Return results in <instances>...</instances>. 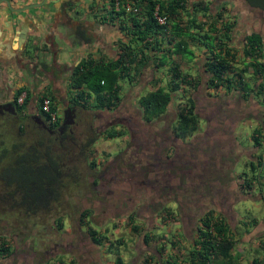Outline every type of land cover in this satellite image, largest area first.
<instances>
[{
  "label": "trees",
  "instance_id": "obj_1",
  "mask_svg": "<svg viewBox=\"0 0 264 264\" xmlns=\"http://www.w3.org/2000/svg\"><path fill=\"white\" fill-rule=\"evenodd\" d=\"M133 1L137 3V6L139 5L140 12L139 15L128 16V22H118V28L123 32L122 38H124V43L119 41V45L116 44L119 53L114 58L85 57L71 70L67 78L69 95H72L69 98L70 104L81 109L114 111L120 106L122 99L123 87L120 82L131 86L133 82L138 81L140 69L148 63H152L155 68L168 64L164 74V85L158 86L157 83L161 80L156 79L153 89L137 97L136 103L142 123L160 124L164 121L167 108L173 101V95L178 96L179 101L175 119L169 125L171 141L175 145L173 148L167 147L159 154L161 160L157 169H154L157 171L153 172L157 175L152 174L151 183H158L160 190L169 198L171 197L172 202L178 204L181 208L179 211L182 210L185 214L190 212L189 217L194 221L187 227L190 230L189 236H182L190 241L188 250L184 254L178 252L175 255H169L165 264H236L230 254L234 239L223 210H220V207H212L208 199L204 201L207 207L200 214H195L191 207L193 203L199 201L198 196L203 197L202 200H204L208 194L219 188L227 192L234 164L240 154L234 143V137L230 133L231 126L241 116L237 112L236 99L249 103L253 89L247 83L248 78H245L248 68L252 70L253 77L256 75L264 77V62L261 61L264 58V51L261 36L253 32L244 36L241 50L242 67L237 68L234 66L236 51L230 46L234 22L224 20L219 11L214 12L212 16L209 14V6L198 3L188 8L186 0ZM242 1L248 8L264 12V0ZM155 5H158L159 11L167 17L165 26L157 25L152 16ZM107 6L105 15L110 21L123 13L121 11L114 14L113 0H110ZM197 13L202 14L204 21L197 19L195 16ZM186 39L191 45L203 49L200 54L202 55L201 68L205 74L203 79L205 89L216 90L221 87L227 96L223 99L217 95H209L215 101V103L211 102V105L215 107L212 110L216 114L210 118L203 117L206 122L204 138H195L189 142H186L187 138L198 130L201 119L196 114L195 97L191 95L199 87L200 77L198 76V79L197 76L193 77L189 73L182 72L175 62L169 63L174 56L192 63L195 56L193 50L188 48ZM245 58H248V62L243 61ZM260 88H262L261 85ZM22 90V88L18 89L15 97ZM46 94L53 99L45 92L38 99L39 105L41 97ZM50 110L55 111L53 103ZM220 113L223 115L220 116ZM43 115L45 119L48 118L47 115ZM258 115H260V127L254 129L251 135L254 148L260 146V138L264 132V105ZM58 122L59 118H56L53 126H56ZM124 135L123 129L114 127L106 131L104 138L111 140ZM95 141V137L87 141L83 149ZM171 150L174 152H170ZM143 158L144 161L140 157L139 163L135 165L139 164L144 171L141 178L149 179L148 176L152 170L147 165L152 167L153 163L148 161L147 157ZM245 166L246 171L238 174L242 184L241 195H250V190L254 188L264 193V157L257 155L252 160L250 156ZM7 171L3 170L2 175L4 176ZM12 174L18 176L21 170L13 169ZM35 176V171H31L30 179L33 180ZM192 196L195 198L190 200L191 207L186 206L185 200ZM262 200L264 202V196ZM154 204L147 206L151 215H160L162 212L164 216H170L171 211L165 207V204L159 201ZM134 215L129 213L127 222L132 233H138L140 226L134 224ZM88 233L91 242L97 246H101L104 240L108 242L109 247L113 245L105 236L99 235L91 227L88 228ZM152 237L153 235L149 236V233L144 232L143 244L147 245ZM167 242L174 246V242ZM115 244L120 245L121 239L116 240ZM8 248L4 241L0 242L1 263L8 259ZM262 250H264V241ZM116 264H121L119 258H116ZM252 264H264V262L253 259Z\"/></svg>",
  "mask_w": 264,
  "mask_h": 264
},
{
  "label": "flooded vegetation",
  "instance_id": "obj_2",
  "mask_svg": "<svg viewBox=\"0 0 264 264\" xmlns=\"http://www.w3.org/2000/svg\"><path fill=\"white\" fill-rule=\"evenodd\" d=\"M39 2L0 0V19L15 29L11 40L0 38V242H7V257L19 264L73 258L88 241L92 243L89 219L95 207L105 201L103 190L113 178L106 180L105 170H113L117 158L113 156L109 163L113 165L106 169L104 164L99 168L88 158L95 143L84 149L83 145L94 137L95 142L104 138L106 131L114 127H125L131 136L128 126L112 111L81 109L69 100L56 111V126L55 121L46 122L38 99L45 92L54 98L53 86L66 69L58 59L59 51L54 52L51 27L68 31L74 23L70 36L74 34L87 44L91 39L87 29L98 22L107 24L103 18L109 1L46 0L38 8L11 11ZM80 12L88 15L93 25L88 23L86 29L79 20ZM27 14L38 24L50 19L46 33L38 29L39 25L25 28ZM82 60L79 58L72 69ZM23 87L29 88V96L17 102L15 93ZM67 108H73V118L71 124L64 125ZM86 113H92L88 123L84 122ZM5 169L8 171L3 176ZM13 169L21 170V174L13 176ZM31 171H35L36 179H30ZM108 193L117 197L110 206L120 205V193Z\"/></svg>",
  "mask_w": 264,
  "mask_h": 264
},
{
  "label": "rangeland",
  "instance_id": "obj_3",
  "mask_svg": "<svg viewBox=\"0 0 264 264\" xmlns=\"http://www.w3.org/2000/svg\"><path fill=\"white\" fill-rule=\"evenodd\" d=\"M232 4L233 10H231V12H234L238 17L240 16L242 18L248 19V22L251 26L250 28H252L255 32L260 33L264 37V14L263 16H260V11L248 8L242 0H232ZM105 7L108 6L106 5ZM59 33H63L65 36H70L69 31L66 32L65 28H61ZM71 48L72 45L69 44L67 48L64 47L59 49L58 59L60 63H66L69 61V58L72 56L70 52ZM105 57L110 58V55L106 54ZM152 72L153 71H148L147 69V71L139 78V84L133 86L131 89H127V85L124 84L125 89L123 88L122 91V99L119 104L120 106L111 112L114 117H116L119 121L124 122L128 126L131 136L128 135V131H126L124 127L121 128L125 132V135L122 137L111 140L105 139L103 137L99 138V140L95 142L92 147V154L88 157L99 168L102 167V164L105 165V169L110 165L116 164L114 169L110 172L109 170H105V179L108 180L109 177L113 178L108 182V186H106L103 190V192H105V196L101 191V196L105 197V201H103V203H99L102 207L99 205L96 207L94 206L95 211L93 216L89 219V227L95 229L99 235H106L112 242L116 241V239H121L123 244L117 248L118 255L116 256L115 253H107V248L109 246L108 242L105 240L101 246H97L88 241L80 251L74 253L75 255L72 260L75 263L73 264H114L117 257H119L122 264H133L134 262L139 261L141 258L144 260L151 254L155 255L156 253L154 249L157 246L155 244L156 240L154 239L147 245H144L142 242V235H138L136 237V235L133 234L129 229L127 216L129 213L135 214L133 216L134 224L139 225L145 231H150L154 234L157 232V229L155 228L162 229L161 225L163 224V221L160 218L161 214L151 215L148 212L149 209L147 206H149L151 203L155 205L154 203H157V201L165 204V207L173 212V221L166 218L168 219L167 224L175 226L176 229H179L178 234L181 233L183 235L189 236L190 230L187 227L191 225V222L194 221L189 217L190 212L187 214L183 213L182 210L180 212L179 209L181 208L177 203L172 202L171 197L169 198L163 191L160 190L159 184L151 183V181H153L152 174L157 175L153 172L157 171L154 169H157L159 166L158 163L161 160L159 154L163 152L164 149L166 150L167 147L173 148L175 145L174 142L171 141L169 125L175 119V111L179 104L178 96L173 95V101H171V104L167 108L165 118H163L164 121H162L160 124H157L156 122L153 124H144L141 122L140 111L136 104L137 97L154 87L155 84H153L152 81L154 78ZM67 76L68 73H64L63 75L61 73L58 75V78H64L63 80L67 81ZM157 77L161 80L162 84L164 79H162L160 75H157ZM58 78L56 84L53 86V90L55 91V95L57 94V97L60 98L59 102H62L60 94L61 88L59 87L63 86L64 81L62 79L58 81ZM191 95L195 97L197 102L196 114L201 119L199 121L198 130L191 137L187 138L186 142H189L195 138L203 139L206 130V122L203 117L210 118L216 114L214 110H212L215 107L211 105V102H213L214 99L209 97V94H207L205 88H201L199 86L191 93ZM212 96H214V94ZM218 96L219 98L223 99L227 97L225 94ZM175 98L177 100H175ZM213 103H215V101ZM236 104L238 106L237 112L241 116L238 117V120L233 118L237 121L233 126H231L230 133H232V136L234 137V143L237 146L240 154L236 163L234 164V168L232 170L233 172L231 173L230 182L228 184L229 186L226 189L227 192L221 188L215 189L211 194H208L204 200H202L203 197L198 196L199 201H197V203H193L192 207L190 200L194 199V196L185 200V203L186 206H190L193 209L195 214H200V212H203L207 207V205L204 204V201L208 199L209 202L212 203V207H220V210H223V213H225L227 216V220L231 227L237 223L236 221L239 219L238 212L240 209H245L246 207L247 209L249 208L248 210H251L253 213L255 210V217H258V212L261 213V217H258L259 226L256 227L251 232V234L245 236L249 239V246L253 247L255 250L256 240H254V237L258 232L264 229V212L262 213V207L260 206V203H263V200L261 198V193L254 189L250 190V195H241L240 187L242 184L241 180L238 179V174L243 171L241 164L244 160H248L250 158L251 153V147L246 146L247 139L244 138L246 131L248 132L249 129L248 126H244V124H246V121L249 119L259 121L260 115H258V112L261 110L259 109L260 107L258 106V103L252 101L249 103H244L240 99H236ZM62 106L63 103L60 107H57L58 110H60ZM91 114L92 113H86L84 115L85 123L90 121ZM219 115L222 116L223 113H220ZM231 120L232 117L230 118V122ZM238 126L240 127L238 128ZM238 131L241 133V136L244 135L241 137L239 142L236 139L238 136ZM194 149H196V147H194ZM170 152L173 153L174 151L171 150ZM129 155H131L130 158ZM113 156H115L117 160H115L113 164H109ZM140 157H142L143 161V157H147L148 161L153 163L152 167L147 165V167L151 168L152 170V172L149 173V179L141 178V174H143L144 171L141 170L139 164L135 165L139 163ZM130 164L134 166L131 167L129 166ZM158 171H160V169ZM160 180L161 179H159V181ZM108 192L120 193V205H116L115 207L110 206L114 201H116L115 199H117V197H115L114 194L112 195ZM186 195L189 196L188 193H186ZM258 201L260 203H258ZM105 204H107L108 207H105ZM256 204L257 206L255 207L254 205ZM252 205L254 206V209L252 208ZM102 209L110 211V213H102ZM171 229L175 234L176 230L174 227ZM105 232H107V234H105ZM250 251V253H252L253 250ZM245 257L246 255L244 258ZM60 260L63 264H69L65 256L64 258L52 260L48 264H57L60 262ZM1 261L2 260H0V264H19L15 261L12 262L13 260H11V258H6L2 263ZM147 263L150 264L151 261H148ZM142 264H145V262Z\"/></svg>",
  "mask_w": 264,
  "mask_h": 264
},
{
  "label": "crops",
  "instance_id": "obj_4",
  "mask_svg": "<svg viewBox=\"0 0 264 264\" xmlns=\"http://www.w3.org/2000/svg\"><path fill=\"white\" fill-rule=\"evenodd\" d=\"M187 3V7L191 8V6H194L198 3H202L205 6H209L210 8V15H214V12L219 11L221 13V16L224 20H228L230 22H234L233 23V29H232V34H231V42H230V46L233 47V49L236 51V63L234 64V66H236L237 68L242 67L241 65V61H242V45H243V38L245 35H248L250 33H257L261 36V40H262V47H263V51H264V37L258 33L255 32L252 28H250V23L248 22L249 20L246 18H242V17H238L234 12L232 13L231 10H233L232 6V0H186ZM79 11L81 8H78ZM105 9H108V7H105ZM83 12V11H81ZM80 12V21H83L85 23L86 29L88 28V23L93 25V20H91L89 17H87L88 15L86 14H81ZM105 12V11H104ZM29 14V13H28ZM27 14V15H28ZM260 16H263L264 12H259ZM4 15V14H3ZM26 15V16H27ZM207 15V14H206ZM25 16V15H24ZM197 17V19L199 21H204V18L202 17V14L197 13L195 15ZM105 19V23H96V25L94 24L93 27L90 29H87V35L90 36V40L87 44L84 43V41L82 40H77L76 36L73 34V36H65V34L63 33H59L60 29L62 28H57L55 30V28L51 27V34H53L54 37V52L58 53L59 49L61 48V45H66L68 46L69 44L72 45V48L70 50L71 52V57L69 58V61H67L65 63V70L62 71L61 73H66L71 71L74 63L81 57L85 58V57H92L94 59H98V58H105L106 54L110 55V58L115 57L117 53H119L118 47H116L118 44V42H123L124 43V38H122V31H120V29L118 28V22L117 19L115 20H109V18L105 15V17L103 18ZM25 22H24V27L28 28V27H37V25H39L40 27L38 28L39 30H41L43 33H46V31L48 30V25L50 22V19L47 20H42L40 22V24L37 23L36 20H34L32 18L31 15H28V17L24 18ZM78 20V19H77ZM107 20V21H106ZM93 21V22H92ZM4 25V29L3 28ZM74 23L72 26H69L68 31L69 34H71V31L73 33L74 31ZM15 29L10 26V25H5L3 24V19H0V38L2 37H7L9 40L12 39V36L14 34ZM38 30V31H39ZM67 32V30H66ZM86 37V35H85ZM86 41V40H85ZM187 44H188V48H191L194 52V60L192 61V63H188L186 62L184 59H179V57H172V61H169V63L171 62H175L179 65L180 70L184 73H189L191 74L193 77H200V82L198 84V86H200L201 88H205L204 85V72L201 68V63H202V55L200 54L203 49H201L199 46H194L193 44L191 45V43L189 42L188 39H186ZM114 43V44H113ZM117 45H116V44ZM116 45V46H115ZM167 61V60H166ZM244 62H248V58H245L243 60ZM262 62H264V58L261 60ZM59 62V61H58ZM168 62V61H167ZM164 68V70H163ZM168 68V64L162 68H155L153 66L152 63H148L147 65L143 66L140 69V75L139 78L141 77V75H143L147 69L148 71H153V83L154 81H156V79H159L157 77V75H160V77L162 79H164V74L166 73V70ZM67 70V71H66ZM246 76L245 78H248L247 83L252 87L253 92L251 93V97H250V101L252 102H256L258 103V106L260 107L259 109L262 110V106L264 105V77L262 76H258L256 75L255 77H253V73L252 70L250 68H248L246 70ZM156 75V76H155ZM198 77V79H199ZM253 77V78H252ZM139 78L137 80H139ZM60 79H64V78H59L58 81ZM247 80V79H246ZM63 86L59 87L61 88L60 90V94H61V101L60 98L57 97V94L55 95V91L53 92L54 94V98H53V105L55 108V111L58 112V108L60 107L63 103L67 104L69 98L72 96H70V92L67 88V84H68V80H63ZM140 81H135V83L133 82V84L131 86H127V89H131L133 88V86L138 85ZM122 87L125 89L124 84L126 83H122L120 82ZM165 83V79L163 81V83H157L158 86H163ZM260 85L262 86V88H260ZM30 88V85H27ZM29 88L27 87H23L22 89L26 92V96H29ZM126 89V90H127ZM153 89V88H151ZM150 89V90H151ZM45 91V90H44ZM149 91V90H148ZM205 91L207 92V94L209 95H222L225 94L224 93V89L223 88H218L216 90L213 89H205ZM41 93V92H40ZM258 93V95L256 94ZM41 95V94H40ZM139 97V96H138ZM177 100V99H176ZM171 104V103H170ZM245 123V122H244ZM260 123L261 121H256L254 119H249L246 121V124H244V126H248L249 129V133L246 131V134L244 136V138L247 139V143L246 146L251 147V159L253 160V157H256L257 155H261V157H264V132H262V138H260V146L257 148L253 147L252 141H251V135L253 133V130L256 128L260 127ZM240 126H238L239 128ZM237 128V129H238ZM236 132V131H235ZM241 133L238 131V136L236 137L237 141L239 142V140L241 139ZM247 136V137H246ZM241 143V142H240ZM248 160H244L243 163L241 164V168H243V171H246V164H247ZM254 190L257 191V188ZM264 193H261V198L263 199ZM250 202V201H249ZM255 202V201H253ZM258 203H260L258 201ZM255 207L257 206L254 205ZM254 206L252 205V208L254 209ZM260 206L262 207V213L264 212V202L260 203ZM249 209V208H248ZM246 207L245 209H240L238 212V216L239 219H237V223L231 227L230 226V230L234 239V246L232 251L230 252L231 257L233 259V262L236 264H252V260L253 259H257L259 262H264V250H262V242L264 241V229L261 230L260 232H258L256 234V236L254 237V240H256V248L255 250L253 249V247L249 246V239L245 236L251 234V232L259 226V219L258 217H261V213L258 212V217L256 216V212L254 210V213L251 210H248ZM171 211V210H170ZM161 220L163 221L162 229L160 228H155L157 229V232L153 234V232L150 231H145L144 229H142V227L140 226V229L138 231V233H133L136 235V237L138 235H142L144 232L149 233V236L153 235L152 240H156L155 244L157 245L154 249L155 251V255L151 254L149 256L146 257V259H140L137 262H134L133 264H142L145 262V264H149L147 263L148 261H151L150 264H165V262L168 259L169 255H175L178 252L184 254L188 248H189V240H186L185 238H183V234L179 233L181 235L178 234L179 229H176L175 226H172L168 223V219H171L173 221V212L171 211L170 216H164L163 213H161L160 215ZM168 218V219H166ZM166 219V220H165ZM252 220L254 221L252 223ZM128 223V222H127ZM129 225V224H128ZM139 226V225H138ZM170 227V228H169ZM172 227H174V229L176 230L175 234L172 232ZM130 229V226H129ZM105 234H107V232H105ZM105 238L111 242L113 245L111 247H108L107 249V253H115V255L117 256V248L123 244L122 240H121V244L120 245H116L115 241L112 242L110 241V239L105 235ZM118 240V239H116ZM151 240V241H152ZM174 242V246H171L169 244V242ZM114 247V248H113ZM253 250L252 253H250ZM246 255V257L244 258V256ZM66 259L68 260L69 264H73L75 263L71 257L69 256H65ZM68 257V258H67ZM119 258V257H117ZM147 260V261H146ZM121 261V260H120ZM57 264H63L60 260V262H58ZM116 264V259H115V263ZM122 264V262H121Z\"/></svg>",
  "mask_w": 264,
  "mask_h": 264
},
{
  "label": "built area",
  "instance_id": "obj_5",
  "mask_svg": "<svg viewBox=\"0 0 264 264\" xmlns=\"http://www.w3.org/2000/svg\"><path fill=\"white\" fill-rule=\"evenodd\" d=\"M108 1H110V0H108ZM136 4L137 3L134 2L133 0H113L114 14L120 13L121 11H123V13L121 15H118V17L115 18V19H117V22H119V21L128 22V16L139 15L140 8H139V5L137 6ZM152 16H153L157 25L165 26L167 24V17L165 14H163L159 11L158 5L154 6L153 11H152ZM25 97H26V92L24 90H22L16 96V101L21 102L25 99ZM41 99L42 100H41V103L39 106L40 111L43 114L48 116V118L45 119L47 123H53L55 121V119L57 118V112L50 110L52 101L47 94L45 96L41 97Z\"/></svg>",
  "mask_w": 264,
  "mask_h": 264
},
{
  "label": "water",
  "instance_id": "obj_6",
  "mask_svg": "<svg viewBox=\"0 0 264 264\" xmlns=\"http://www.w3.org/2000/svg\"><path fill=\"white\" fill-rule=\"evenodd\" d=\"M46 0H41V2L39 3H33V4H30L28 6H24V7H21V8H14V9H11V11L15 12V13H18V12H22L24 9H27V8H31V7H40L41 5H43L45 3ZM72 113H73V108H67L64 112V116H63V124L64 125H68V124H71L72 123Z\"/></svg>",
  "mask_w": 264,
  "mask_h": 264
},
{
  "label": "clouds",
  "instance_id": "obj_7",
  "mask_svg": "<svg viewBox=\"0 0 264 264\" xmlns=\"http://www.w3.org/2000/svg\"><path fill=\"white\" fill-rule=\"evenodd\" d=\"M112 58H114V57H112Z\"/></svg>",
  "mask_w": 264,
  "mask_h": 264
}]
</instances>
